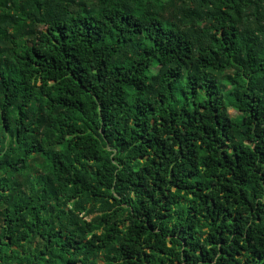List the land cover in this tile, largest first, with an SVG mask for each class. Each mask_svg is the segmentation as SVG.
Segmentation results:
<instances>
[{
  "label": "trees",
  "instance_id": "16d2710c",
  "mask_svg": "<svg viewBox=\"0 0 264 264\" xmlns=\"http://www.w3.org/2000/svg\"><path fill=\"white\" fill-rule=\"evenodd\" d=\"M0 264H264V0H0Z\"/></svg>",
  "mask_w": 264,
  "mask_h": 264
},
{
  "label": "rangeland",
  "instance_id": "374dc122",
  "mask_svg": "<svg viewBox=\"0 0 264 264\" xmlns=\"http://www.w3.org/2000/svg\"><path fill=\"white\" fill-rule=\"evenodd\" d=\"M227 112L229 113L230 116H235L238 114V112L234 111L232 108H228Z\"/></svg>",
  "mask_w": 264,
  "mask_h": 264
}]
</instances>
